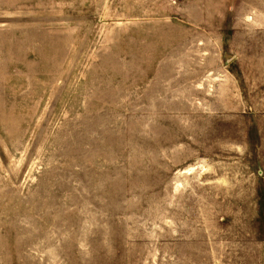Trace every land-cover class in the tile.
<instances>
[{"label":"rangeland","instance_id":"1","mask_svg":"<svg viewBox=\"0 0 264 264\" xmlns=\"http://www.w3.org/2000/svg\"><path fill=\"white\" fill-rule=\"evenodd\" d=\"M0 264H264V0H0Z\"/></svg>","mask_w":264,"mask_h":264}]
</instances>
